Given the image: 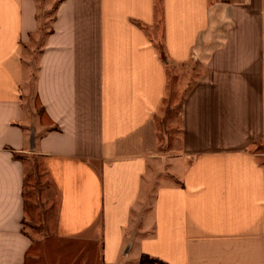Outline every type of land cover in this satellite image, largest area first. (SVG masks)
Returning a JSON list of instances; mask_svg holds the SVG:
<instances>
[{
	"label": "crops",
	"instance_id": "obj_1",
	"mask_svg": "<svg viewBox=\"0 0 264 264\" xmlns=\"http://www.w3.org/2000/svg\"><path fill=\"white\" fill-rule=\"evenodd\" d=\"M258 145L264 0H0V264H264Z\"/></svg>",
	"mask_w": 264,
	"mask_h": 264
},
{
	"label": "rangeland",
	"instance_id": "obj_2",
	"mask_svg": "<svg viewBox=\"0 0 264 264\" xmlns=\"http://www.w3.org/2000/svg\"><path fill=\"white\" fill-rule=\"evenodd\" d=\"M39 1L41 2V7H45L51 2V0H39ZM41 10H43V8ZM31 41L33 42L35 47H37L38 42L35 41L32 37H31ZM32 66H34V60L32 61ZM33 70L34 69H32V74L29 82L30 89L33 88V81H34ZM197 70L198 68L193 67L192 72H190V76H189L187 69H185L184 71L178 70L176 68L172 69L171 67L168 69V89H167L166 99L164 100V104L162 107L164 118L161 127L164 132L168 131L170 128H173L172 125L178 122L179 102L183 94L184 88L187 84L186 75H188L189 78L193 80L195 78L193 72ZM32 99H33V95H32ZM32 102H34V100H32ZM252 150L255 151L257 154H260L262 156L261 158L262 161H264V149L260 145L254 146ZM34 191L33 193L32 191H29L27 193L28 195L27 197L35 199L37 195L36 192L38 191L37 188Z\"/></svg>",
	"mask_w": 264,
	"mask_h": 264
},
{
	"label": "trees",
	"instance_id": "obj_3",
	"mask_svg": "<svg viewBox=\"0 0 264 264\" xmlns=\"http://www.w3.org/2000/svg\"><path fill=\"white\" fill-rule=\"evenodd\" d=\"M140 264H163V263L156 259H152L148 256H142L140 260Z\"/></svg>",
	"mask_w": 264,
	"mask_h": 264
},
{
	"label": "built area",
	"instance_id": "obj_4",
	"mask_svg": "<svg viewBox=\"0 0 264 264\" xmlns=\"http://www.w3.org/2000/svg\"><path fill=\"white\" fill-rule=\"evenodd\" d=\"M240 1H246V0H240Z\"/></svg>",
	"mask_w": 264,
	"mask_h": 264
}]
</instances>
